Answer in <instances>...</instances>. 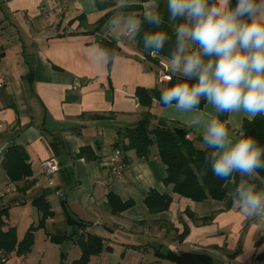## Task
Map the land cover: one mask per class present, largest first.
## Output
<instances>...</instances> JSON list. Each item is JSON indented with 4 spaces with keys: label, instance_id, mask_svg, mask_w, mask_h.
I'll use <instances>...</instances> for the list:
<instances>
[{
    "label": "crops",
    "instance_id": "1",
    "mask_svg": "<svg viewBox=\"0 0 264 264\" xmlns=\"http://www.w3.org/2000/svg\"><path fill=\"white\" fill-rule=\"evenodd\" d=\"M160 10L167 21L164 0ZM115 11L114 0H0V123L5 125L0 163L8 147L21 144L33 180L20 190L24 181L11 182L0 167V210L8 209L5 227L13 226L19 240L39 223L34 198L45 196L53 212L35 230L28 253L5 251L6 264L24 257L27 264H72L81 255L76 242L81 232L102 238L101 252L88 264H264V223L242 216L228 189L221 200L198 202L172 192L163 183L166 167L156 144L145 157L121 151L126 158L121 175L109 164L118 149L115 142L146 110L137 89L166 88L169 79L159 77L171 73L163 60L174 45L169 41L163 53L150 54L140 43L106 32L105 21ZM131 11L140 15L143 0ZM165 28L172 32L167 23ZM96 33L117 46L114 64L95 62ZM149 110L153 122L182 126L194 145L203 148L200 133L184 117L157 100ZM201 111L207 115L211 109L205 104ZM246 119L236 123L243 126ZM241 131L238 127L234 134ZM49 158L59 165L53 176L42 168ZM262 182L258 176L256 183ZM151 188L171 194L168 209L149 211L144 199ZM110 192L134 204L115 213L108 203ZM51 236L63 241L54 242ZM170 252L185 254L182 262L167 258Z\"/></svg>",
    "mask_w": 264,
    "mask_h": 264
},
{
    "label": "clouds",
    "instance_id": "2",
    "mask_svg": "<svg viewBox=\"0 0 264 264\" xmlns=\"http://www.w3.org/2000/svg\"><path fill=\"white\" fill-rule=\"evenodd\" d=\"M164 3L167 21L161 0H143L140 15L131 11L137 0H114L105 31L140 43L150 54L163 53L174 41L168 65L177 82L161 92L159 104L200 133L205 163L224 182L233 207L249 220H264V182L256 183L264 172V146L242 131L234 134L242 127L237 118L264 116V0ZM94 60L107 67L116 55L97 45ZM202 103L211 109L207 115Z\"/></svg>",
    "mask_w": 264,
    "mask_h": 264
},
{
    "label": "trees",
    "instance_id": "3",
    "mask_svg": "<svg viewBox=\"0 0 264 264\" xmlns=\"http://www.w3.org/2000/svg\"><path fill=\"white\" fill-rule=\"evenodd\" d=\"M102 21L101 19L99 23ZM98 43L113 53L117 50V46L105 38L99 40ZM171 77L164 90L177 82L175 76L171 74ZM164 90L157 87L137 89V98L146 110L134 125L127 126L122 133L121 140L115 142V147L118 150L120 149V153L123 150H134L138 157H145L148 155L150 147L156 144L159 159L166 167V176L163 183L171 186L172 192L197 202L207 198L223 199L225 189L222 184L224 182L216 178L205 163L207 152L203 148L194 145L193 140L187 137V131L182 126L178 124L170 126L162 119L153 122V116L149 110L150 106L154 100L159 102L161 92ZM204 105V103L201 104V109ZM242 130L244 135L253 137L261 146H264V116H257L251 121L244 120ZM125 159V157H122L123 164H125ZM0 167L5 171L11 182L24 181L20 190H25L31 185L33 181L29 179L32 176L31 165L27 152L21 144L7 148ZM259 178L264 179V172L260 173ZM171 201V194L160 193L154 188L147 192L144 199L151 213L168 209ZM32 203L41 212V217L37 226L31 225L20 240L16 239V230L13 226L5 227L7 225L8 209L3 208L0 210V250L10 252L15 249L19 254H26L31 250L35 230L38 227H43L45 220L53 215L45 196H37ZM108 203L115 213L134 204L132 200L122 201L116 194L111 192L108 194ZM51 240L57 243L63 241L61 237L57 236H51ZM76 242L81 249V255L72 264H88L90 257L98 255L103 248L102 238L90 233H79ZM184 256L185 254L173 252L166 255L167 258L174 259L177 263H181Z\"/></svg>",
    "mask_w": 264,
    "mask_h": 264
},
{
    "label": "built area",
    "instance_id": "4",
    "mask_svg": "<svg viewBox=\"0 0 264 264\" xmlns=\"http://www.w3.org/2000/svg\"><path fill=\"white\" fill-rule=\"evenodd\" d=\"M57 8L61 9V7H57ZM166 63H168V60H163V65L165 69L168 70ZM170 76H171V73L165 72L159 77V80L169 79ZM3 85H4V80L3 78L0 77V87H2ZM4 127L5 125L3 123H0V131H2ZM109 164L111 165L112 169L116 172V174L121 175L124 164H123L121 153L118 149L115 150V153H112L109 156ZM42 168H43L44 174H46L47 176H53L59 169V165H58V162L54 158H49L43 161ZM2 192H3V188L0 187V194H2ZM261 221L262 223H264V220H261ZM6 261H7V255L5 251L0 250V264H6ZM15 264H27L26 258L24 257V258L17 260Z\"/></svg>",
    "mask_w": 264,
    "mask_h": 264
},
{
    "label": "water",
    "instance_id": "5",
    "mask_svg": "<svg viewBox=\"0 0 264 264\" xmlns=\"http://www.w3.org/2000/svg\"><path fill=\"white\" fill-rule=\"evenodd\" d=\"M102 38H103V37H102L101 35H99V34L96 33V35H95V39H96V40H101Z\"/></svg>",
    "mask_w": 264,
    "mask_h": 264
},
{
    "label": "rangeland",
    "instance_id": "6",
    "mask_svg": "<svg viewBox=\"0 0 264 264\" xmlns=\"http://www.w3.org/2000/svg\"><path fill=\"white\" fill-rule=\"evenodd\" d=\"M11 264H13V262H12ZM14 264H15V263H14Z\"/></svg>",
    "mask_w": 264,
    "mask_h": 264
}]
</instances>
